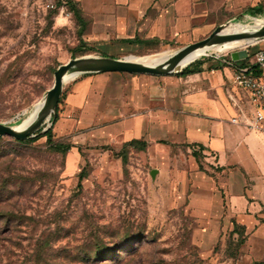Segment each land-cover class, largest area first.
<instances>
[{
  "label": "rangeland",
  "instance_id": "1",
  "mask_svg": "<svg viewBox=\"0 0 264 264\" xmlns=\"http://www.w3.org/2000/svg\"><path fill=\"white\" fill-rule=\"evenodd\" d=\"M49 1L0 0V123L21 124L72 58L175 53L225 22L264 17L248 12H264V0L212 8L185 39L119 56L95 48L89 18L80 26L69 9H47ZM250 49L252 63L264 42ZM79 78L65 85L53 125V142L71 147L66 155L45 137L0 139V264H103L85 258L104 248L113 250L107 264H244L228 257L238 240L235 217L251 219L250 230L264 226V173L247 178L241 204L230 196L229 171L204 160L199 167L185 145L147 142L145 150L122 153L121 141L91 134L106 126L104 118L83 115V103L71 102Z\"/></svg>",
  "mask_w": 264,
  "mask_h": 264
},
{
  "label": "crops",
  "instance_id": "2",
  "mask_svg": "<svg viewBox=\"0 0 264 264\" xmlns=\"http://www.w3.org/2000/svg\"><path fill=\"white\" fill-rule=\"evenodd\" d=\"M243 1L80 0L79 9L90 20L88 38L96 37L95 48L121 56L185 39L212 8L227 10ZM253 9L259 10L249 11ZM246 59L229 66L230 55L206 58L183 77L82 76L73 84L71 102L83 103V115L104 118L99 123L106 126L91 132L99 141H121L123 146L133 140L185 145L199 167L204 160L226 169L230 196L242 204L238 198L247 178L264 173V133L230 123L239 110L250 109L245 93L233 83L235 70L244 67ZM239 217L235 223L245 228V241L235 260L264 263V226L250 230L251 219Z\"/></svg>",
  "mask_w": 264,
  "mask_h": 264
},
{
  "label": "water",
  "instance_id": "3",
  "mask_svg": "<svg viewBox=\"0 0 264 264\" xmlns=\"http://www.w3.org/2000/svg\"><path fill=\"white\" fill-rule=\"evenodd\" d=\"M238 23L237 21H228L221 24L207 38L182 47L173 54L170 60L162 64H148L131 60L129 57L118 59L109 56L89 55L72 58L55 70L52 87L41 97L34 113L26 122L19 125L0 123V139L9 138L13 141L25 142L44 136L55 124L60 98L65 85L70 80L87 75L106 73L178 77L182 76L195 60L202 57H214L210 50L215 47L233 42L260 43L264 41V23L240 27ZM230 57L233 61L245 59L247 51L232 52ZM156 174V171L151 172L153 178Z\"/></svg>",
  "mask_w": 264,
  "mask_h": 264
},
{
  "label": "built area",
  "instance_id": "4",
  "mask_svg": "<svg viewBox=\"0 0 264 264\" xmlns=\"http://www.w3.org/2000/svg\"><path fill=\"white\" fill-rule=\"evenodd\" d=\"M71 1L76 2L77 0H50L47 3V9L65 10L68 9V4ZM251 47L253 45L237 50L247 51V59L245 60L247 63L244 67H238L235 70L233 80L234 85L245 93L250 109L247 111L239 110V113L230 120V123L242 126L249 131L264 133V49L257 51L253 56L254 62L249 63ZM216 57L223 58L224 55H217ZM234 62L236 61L230 57V62L227 64L232 66Z\"/></svg>",
  "mask_w": 264,
  "mask_h": 264
},
{
  "label": "trees",
  "instance_id": "5",
  "mask_svg": "<svg viewBox=\"0 0 264 264\" xmlns=\"http://www.w3.org/2000/svg\"><path fill=\"white\" fill-rule=\"evenodd\" d=\"M68 9L69 11L73 14L75 20L77 21V23L80 25V26H84L85 25V18L82 16L81 14V11L79 9V7H77V4L75 2H70L68 4ZM249 12H251V14L253 16H259L262 14V11L260 10H250ZM192 73L191 69L187 68L185 70V72L183 73V76H186L188 74ZM89 76V75H87ZM60 103V101H59ZM58 121V114L56 116V121L55 123ZM47 138V143L49 146H51V148L56 151V153H59V154H62V155H66L69 150L71 149V147L69 145H63V144H60V143H57V142H53V128L48 130L44 136H39L35 139H32V140H29V141H25V142H18V143H21V144H25V143H34L36 142L37 140H39L40 138ZM17 142V141H16ZM147 147V144L146 142H142V141H138V140H133V141H130L128 143H126L123 148H122V153H126L125 151L130 148V149H134V150H145ZM127 154V153H126ZM196 159L199 161V155H195ZM122 158V161L124 163H127V155H122L121 156ZM83 180V173L80 174L79 176V184H78V187H81V181ZM234 233L238 234V240L236 241V246L234 248V253L233 255H228V257L230 259H235L237 258V256L239 255V249L240 247L243 245L244 241H245V228L242 227V226H239L237 223L234 222V230H233ZM112 251L111 249H99L96 251V253L92 254V255H87L86 258H85V261H88L89 263H100V262H105L103 264H107V262L109 261H112L111 260V254H112ZM264 264V263H262Z\"/></svg>",
  "mask_w": 264,
  "mask_h": 264
},
{
  "label": "bare ground",
  "instance_id": "6",
  "mask_svg": "<svg viewBox=\"0 0 264 264\" xmlns=\"http://www.w3.org/2000/svg\"><path fill=\"white\" fill-rule=\"evenodd\" d=\"M245 17V16H244ZM264 23V17H248L247 21L245 22H239L238 25L240 26H254V25H260ZM258 43L256 42H233V43H228L223 46H218L210 50L211 53L213 54H219V55H225L227 53L233 52L235 50H238L240 48H244L245 46L248 45H256ZM174 52L171 51H162L156 54H151V55H146L143 57H134L131 56L129 59L134 60V61H140V62H145L148 64H162L167 62L173 57ZM197 56V55H196ZM195 56V57H196ZM194 57V58H195ZM71 81V80H70ZM36 107L34 110L25 117L22 123L26 122L34 113Z\"/></svg>",
  "mask_w": 264,
  "mask_h": 264
}]
</instances>
